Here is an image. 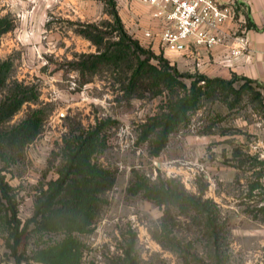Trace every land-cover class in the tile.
<instances>
[{"label": "rangeland", "instance_id": "1", "mask_svg": "<svg viewBox=\"0 0 264 264\" xmlns=\"http://www.w3.org/2000/svg\"><path fill=\"white\" fill-rule=\"evenodd\" d=\"M76 10L66 0H0V16L9 14L16 25L2 36L0 60H11L12 79L28 85L38 96L36 101L26 102L10 123L21 122L36 109L45 115L42 132L5 171L19 217L23 222L31 217L36 199L60 179L66 140L100 128L102 147L95 160L111 169L117 179L103 196L106 202L93 230L77 234L84 245L82 264H123L121 258L133 234L140 264H197L187 263L182 254L153 238L152 229L160 224L165 206L145 198L143 192L131 191L136 175L152 181L158 175L177 177L195 194L205 187L204 198L219 205L226 221L234 263L264 264V213L259 211L264 203V88L253 84L238 101L232 95L227 101L219 98L206 103L192 114L189 124L170 135L156 156L151 139L143 140V130L165 105V94L128 99L110 72L83 77L75 70L77 54L97 51L77 32L80 24L110 18L106 6L92 17ZM183 80L189 85L192 79ZM242 83L237 81L235 87ZM176 216L177 236L193 242L194 251L210 262L205 227ZM8 236L7 225L0 218V264H16L6 245ZM30 237L22 240L19 250L33 256L42 245L38 247L35 237ZM61 237L53 233L44 240ZM22 264L45 263L30 259Z\"/></svg>", "mask_w": 264, "mask_h": 264}, {"label": "trees", "instance_id": "2", "mask_svg": "<svg viewBox=\"0 0 264 264\" xmlns=\"http://www.w3.org/2000/svg\"><path fill=\"white\" fill-rule=\"evenodd\" d=\"M103 1L110 18L98 23H83L77 29L97 51L77 54L73 68L83 77L110 72L117 77L120 90L128 99H143L147 93L153 96L165 94V105L143 130V140L151 139L156 156L165 148L170 135L189 124L192 114L206 103L219 98L227 101L232 95L238 101L244 91L254 88L253 84L264 88L263 84L246 77L224 79L179 71L168 58L144 47L128 32L118 12L117 0ZM252 26L256 28L254 23ZM15 27L14 18L9 14L0 16V44L2 36ZM12 67L11 60H0V218L8 229L6 245L16 264L29 263L30 259L45 264H82L84 245L77 234L93 230L92 225L106 202L103 196L114 187L117 179L111 169L95 160L102 147L101 130L96 128L78 135L75 140H66L63 150L65 169L60 179L51 182L50 188L36 199L33 215L23 222L5 171L24 156L27 146L42 132L45 115L41 109H36L21 122L10 123L26 102L38 99L28 85L12 79ZM187 77L192 79L189 85L183 80ZM239 80L243 83L236 88L235 83ZM136 176L131 191L134 194L143 192L145 198L165 206L160 224L152 229L153 238L164 248L182 254L187 263L235 264L227 240L226 221L219 205L213 199L204 198L205 187L195 194L189 192L177 177L158 175L152 181L142 175ZM172 208L177 214L172 213ZM259 211L264 213V203ZM176 215L188 217L205 227L210 262L194 251L193 242L186 243L177 236ZM53 233L62 237L49 242L44 240ZM30 235L35 237L38 247L42 245L33 256L19 250L22 240ZM135 247L136 235L133 234L130 246L121 258L123 264H140Z\"/></svg>", "mask_w": 264, "mask_h": 264}, {"label": "crops", "instance_id": "3", "mask_svg": "<svg viewBox=\"0 0 264 264\" xmlns=\"http://www.w3.org/2000/svg\"><path fill=\"white\" fill-rule=\"evenodd\" d=\"M218 1L224 5L235 3L237 16L235 21H227L224 26V42L212 48L197 46L192 40H187L178 49L171 50L161 43L159 37H147V31L158 34L165 22L162 16L155 15V6L141 0H117V9L133 37L156 54L163 53L176 62L178 69L224 79L246 77L264 85V0ZM66 3L86 17H92L96 10L103 11L105 6L103 0H66ZM236 35L248 42L247 48L239 54L234 53L240 45Z\"/></svg>", "mask_w": 264, "mask_h": 264}, {"label": "built area", "instance_id": "4", "mask_svg": "<svg viewBox=\"0 0 264 264\" xmlns=\"http://www.w3.org/2000/svg\"><path fill=\"white\" fill-rule=\"evenodd\" d=\"M157 8L156 16H162L164 26L158 34L147 31L145 35L158 36L166 47L176 50L187 40L197 46L212 48L224 42V26L227 21H235L237 12L235 3L227 5L218 0H141ZM240 43L234 53L239 54L247 48L245 38L236 35Z\"/></svg>", "mask_w": 264, "mask_h": 264}]
</instances>
